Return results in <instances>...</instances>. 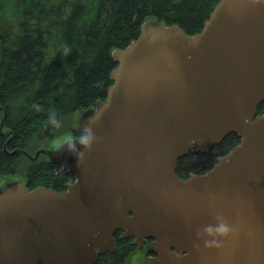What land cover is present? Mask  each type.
<instances>
[{"label": "water", "instance_id": "water-1", "mask_svg": "<svg viewBox=\"0 0 264 264\" xmlns=\"http://www.w3.org/2000/svg\"><path fill=\"white\" fill-rule=\"evenodd\" d=\"M112 58L107 97L78 116L91 146L36 154L74 182L0 186V264H96L118 231L154 240L145 264H264V0H220L194 35L149 19ZM229 134L239 144L209 171L176 173Z\"/></svg>", "mask_w": 264, "mask_h": 264}, {"label": "trees", "instance_id": "trees-1", "mask_svg": "<svg viewBox=\"0 0 264 264\" xmlns=\"http://www.w3.org/2000/svg\"><path fill=\"white\" fill-rule=\"evenodd\" d=\"M219 1L14 0L9 13L18 29L0 33V181L19 179L16 167L24 156L8 153H30L41 142L51 143L62 125L105 100L112 85L110 74L117 66L112 51L135 40L145 21L158 19L194 35L202 31ZM263 109L264 104L259 113ZM52 110L59 127L49 122ZM239 141L229 134L209 153H190L179 160L176 173L185 178L207 172ZM22 180L31 188L62 190L74 179L42 160L29 163ZM117 246L96 264H126L134 249L125 242Z\"/></svg>", "mask_w": 264, "mask_h": 264}, {"label": "rangeland", "instance_id": "rangeland-1", "mask_svg": "<svg viewBox=\"0 0 264 264\" xmlns=\"http://www.w3.org/2000/svg\"><path fill=\"white\" fill-rule=\"evenodd\" d=\"M9 1V3H7ZM0 3L3 5V13H4V17L2 19H0V33H2V29H5L7 32H15L18 29V23L16 22V18L12 16L11 13H9V8H11L13 6L14 0H2V2L0 1ZM0 10V14L1 11ZM78 126V114L75 115L73 121L71 123H68L66 125H62L59 130L57 131V137L50 143L49 141H44L41 142L37 145V147L32 148V150L30 151V156H34L35 153L42 149V148H48V147H56L58 145H60V143L58 144V142L63 141L65 137H69L70 134V129L71 128H76ZM22 157V156H21ZM21 163L20 161H18V167H16V171L18 172V177L19 179H22V177L27 176L28 174V167H29V163H33L31 162L29 159H27L26 157H22L21 158ZM41 160V159H39ZM38 160V161H39ZM2 181H0V186L2 185ZM134 251V250H133ZM132 251L131 253V257L130 259H127L126 264H138V261L136 260V258H134L136 256V253H134Z\"/></svg>", "mask_w": 264, "mask_h": 264}, {"label": "flooded vegetation", "instance_id": "flooded-vegetation-1", "mask_svg": "<svg viewBox=\"0 0 264 264\" xmlns=\"http://www.w3.org/2000/svg\"><path fill=\"white\" fill-rule=\"evenodd\" d=\"M79 134H82V133H79V131H78V129H77V127L76 128H72L71 130H70V134H69V137H72L73 138V140L74 139H76V140H78V137H79ZM62 143H60V145H61ZM60 145H58V146H56V147H48V148H42V149H45V150H49V149H56V148H58ZM42 149H40V150H42ZM39 151V150H38ZM37 151V152H38ZM37 152L35 153V155L32 157V156H30V154H28L27 152H24V151H22L21 153H16L17 155L18 154H20V155H23L24 157H26L27 159H29L31 162H38V160L39 159H41V160H39V161H47V162H50L49 161V158L45 155V154H43V153H41L38 157L36 156V154H37ZM9 155H10V153H8ZM218 160V159H217ZM51 163V162H50ZM52 164V163H51ZM55 165V164H54ZM62 169V168H61ZM63 170V169H62ZM190 175V174H189ZM188 175V176H189ZM188 176H186L185 178H187ZM72 177V176H71ZM73 178V177H72ZM74 182V180L73 181H71V182H69V183H73ZM30 189H35V188H31V186L29 185V182L26 180V182H24ZM69 183H66L65 185H67V184H69ZM65 185H64V189H62V190H57V191H59V192H61V191H64L65 190ZM53 189V188H52ZM55 190V189H54ZM122 235H123V233L121 232V231H118V232H116L115 233V241H116V250H117V245H118V242H125V243H129L132 247H133V249H134V253H136V256L134 257V258H136V260L138 261V264H145L149 259H151V258H156L157 257V254L156 253H154V252H152V251H150V248H151V246H152V244H153V239H146V241L144 242V244H143V246H142V249L141 248H139L138 246H135L134 244H133V241H134V239L133 238H122ZM127 249V251L129 250V248H126ZM110 252H107V253H105V254H103V255H106V254H109ZM111 254V253H110ZM103 255H101V256H103ZM100 257V256H99ZM130 255L128 256V258L127 259H130Z\"/></svg>", "mask_w": 264, "mask_h": 264}, {"label": "clouds", "instance_id": "clouds-1", "mask_svg": "<svg viewBox=\"0 0 264 264\" xmlns=\"http://www.w3.org/2000/svg\"><path fill=\"white\" fill-rule=\"evenodd\" d=\"M49 122L52 125H55L56 127L60 126V120L57 119L55 111L52 110L49 114ZM93 132L91 129L90 125H85L84 126V130L83 133L80 137H78V141L80 144L84 145L85 148H89L91 146V142L93 141ZM67 143L69 150H74L76 149V143L73 141L72 137H65L63 141L58 142L59 143ZM83 151L79 152V155L82 157L83 156ZM205 231L207 232V234L212 237V239H206L205 240V244L207 246H217L219 247L222 243V241L220 239L217 238V236H224L229 232V226L224 223L221 222L219 223L217 226L213 227L211 225L207 226Z\"/></svg>", "mask_w": 264, "mask_h": 264}, {"label": "bare ground", "instance_id": "bare-ground-1", "mask_svg": "<svg viewBox=\"0 0 264 264\" xmlns=\"http://www.w3.org/2000/svg\"><path fill=\"white\" fill-rule=\"evenodd\" d=\"M223 140H224V139H223ZM8 143H9V141L6 142V144H5V148L7 147ZM20 152H21V151L15 150V151H13V152H10V155H15L16 153H20ZM141 249H142V248H141Z\"/></svg>", "mask_w": 264, "mask_h": 264}]
</instances>
